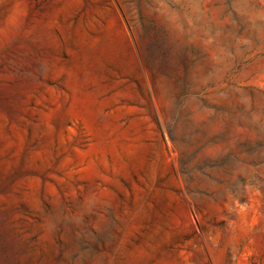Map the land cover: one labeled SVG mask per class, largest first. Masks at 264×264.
<instances>
[{"label": "rangeland", "instance_id": "obj_1", "mask_svg": "<svg viewBox=\"0 0 264 264\" xmlns=\"http://www.w3.org/2000/svg\"><path fill=\"white\" fill-rule=\"evenodd\" d=\"M0 264H264V0H0Z\"/></svg>", "mask_w": 264, "mask_h": 264}]
</instances>
